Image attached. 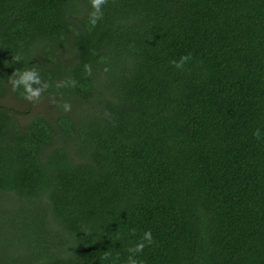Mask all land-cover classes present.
<instances>
[{"label": "trees", "instance_id": "1", "mask_svg": "<svg viewBox=\"0 0 264 264\" xmlns=\"http://www.w3.org/2000/svg\"><path fill=\"white\" fill-rule=\"evenodd\" d=\"M92 12L0 0V264H264V0Z\"/></svg>", "mask_w": 264, "mask_h": 264}, {"label": "clouds", "instance_id": "2", "mask_svg": "<svg viewBox=\"0 0 264 264\" xmlns=\"http://www.w3.org/2000/svg\"><path fill=\"white\" fill-rule=\"evenodd\" d=\"M102 2L103 0H91L93 8V12L91 13L93 17L92 23H95V18L100 15V6ZM188 59V55H183L179 60L170 61V63L174 64L176 68H181ZM10 85L13 90L21 88L29 99L38 98L42 90L47 87L46 82H42L38 71L31 67L23 70H15L14 78L10 80ZM69 107L70 105L67 103L63 105L65 110H68ZM254 135L259 136L260 130L257 129ZM145 243H152L151 231H144L141 239L128 248L129 255L126 264H143V261L139 260L136 253H139L144 248Z\"/></svg>", "mask_w": 264, "mask_h": 264}, {"label": "rangeland", "instance_id": "3", "mask_svg": "<svg viewBox=\"0 0 264 264\" xmlns=\"http://www.w3.org/2000/svg\"><path fill=\"white\" fill-rule=\"evenodd\" d=\"M0 104H2V105H6V106H8V107H13V108H17V109H19V110H23L24 108H25V105H27V103L26 102H17V101H15V100H13V99H9V98H2V99H0ZM43 106V108H46V106L45 105H42ZM42 106H38V107H36L35 108V111H37V110H42ZM37 109V110H36ZM32 111V110H31Z\"/></svg>", "mask_w": 264, "mask_h": 264}]
</instances>
